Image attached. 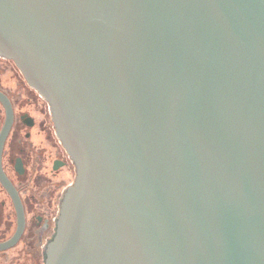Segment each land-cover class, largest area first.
Listing matches in <instances>:
<instances>
[{
	"label": "water",
	"instance_id": "95a60500",
	"mask_svg": "<svg viewBox=\"0 0 264 264\" xmlns=\"http://www.w3.org/2000/svg\"><path fill=\"white\" fill-rule=\"evenodd\" d=\"M0 56L76 166L45 264H264V0H0Z\"/></svg>",
	"mask_w": 264,
	"mask_h": 264
},
{
	"label": "flooded vegetation",
	"instance_id": "af4514ba",
	"mask_svg": "<svg viewBox=\"0 0 264 264\" xmlns=\"http://www.w3.org/2000/svg\"><path fill=\"white\" fill-rule=\"evenodd\" d=\"M75 176L49 102L0 56V264H45Z\"/></svg>",
	"mask_w": 264,
	"mask_h": 264
}]
</instances>
